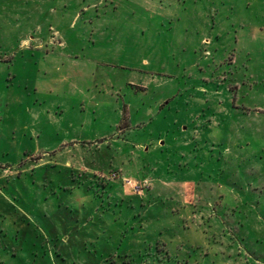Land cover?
<instances>
[{
    "label": "rangeland",
    "instance_id": "obj_1",
    "mask_svg": "<svg viewBox=\"0 0 264 264\" xmlns=\"http://www.w3.org/2000/svg\"><path fill=\"white\" fill-rule=\"evenodd\" d=\"M0 264H264V0H0Z\"/></svg>",
    "mask_w": 264,
    "mask_h": 264
},
{
    "label": "built area",
    "instance_id": "obj_2",
    "mask_svg": "<svg viewBox=\"0 0 264 264\" xmlns=\"http://www.w3.org/2000/svg\"><path fill=\"white\" fill-rule=\"evenodd\" d=\"M117 179H121L123 186L126 188L127 187L130 188L131 192H133L134 195H142L145 191V187H144L145 185L139 181L131 180L126 177H120L115 173L110 175L109 180H117Z\"/></svg>",
    "mask_w": 264,
    "mask_h": 264
}]
</instances>
